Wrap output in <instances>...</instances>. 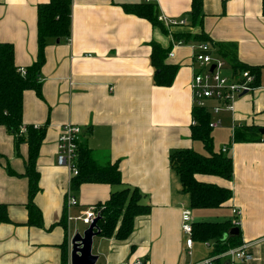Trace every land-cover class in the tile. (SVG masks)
<instances>
[{
    "label": "crops",
    "instance_id": "crops-1",
    "mask_svg": "<svg viewBox=\"0 0 264 264\" xmlns=\"http://www.w3.org/2000/svg\"><path fill=\"white\" fill-rule=\"evenodd\" d=\"M47 2L0 0V44L13 46L19 70L36 61L37 7ZM152 3L159 21L185 25L166 29L160 22L162 31L122 9L143 0H71L69 41H47L40 94H23L22 115L23 127L45 128L35 162L39 191L33 198L42 225L28 224L27 145L16 147L15 138L0 127V205L9 221L0 223V264H70L72 225H83L78 219L122 188L82 184L71 191L67 170L56 162L59 132L67 124L80 128L79 144L98 164H116L123 187L136 189L142 203L150 206L147 216L134 219L126 240L94 238L93 255L102 257L103 264H196L210 257L211 246L196 241L192 255L186 254L181 215L189 197L180 193L179 179L169 166L171 153L194 151L200 143L191 138L189 87L198 70L192 62L197 42L175 45L173 36L182 34H204L217 54V46L233 47L241 65L259 69L254 91L238 99L232 111L220 113V127L210 131L212 150L217 145L226 149L219 153L231 157L232 179L195 176L199 183L229 190L231 198L219 209L190 208V214L193 223L229 222L237 227L235 239L247 244L254 258L249 264H264V141L231 144L235 127L264 130L263 0H203L200 27L191 26V0ZM153 44L171 49L165 64L177 71L169 87L154 85ZM214 120L210 116L209 122ZM70 193L76 205L67 207Z\"/></svg>",
    "mask_w": 264,
    "mask_h": 264
},
{
    "label": "trees",
    "instance_id": "trees-1",
    "mask_svg": "<svg viewBox=\"0 0 264 264\" xmlns=\"http://www.w3.org/2000/svg\"><path fill=\"white\" fill-rule=\"evenodd\" d=\"M203 0H191L190 17L192 27L201 26L203 18ZM126 14L147 20L153 27L162 31L158 21L156 4L124 5ZM264 13V0H263ZM71 29V0H48L37 7V57L35 63L25 69L22 76L14 64V50L10 44H0V127L15 138V146L21 143L28 148L24 176L28 181V212L29 226L41 227L42 220L39 210L33 204V198L38 193V175L35 162L39 147L45 135V128L23 127V94L34 91L40 94V73L45 63V48L48 40H69ZM177 42L211 44L204 34H182L173 36ZM151 66L155 70L154 85L159 87L171 86L177 71L176 66L165 64L171 49H164L156 44L151 45ZM220 56L231 62H238L233 47L217 46ZM240 68H247L243 65ZM250 69V68H248ZM250 71L256 76L255 85L259 82V69ZM192 120L195 123L191 129L193 141L200 142L207 155H201L193 150H178L169 155V166L180 182V193L188 195L189 205L195 209H219L231 198V192L211 184L199 183L196 175H208L226 181L232 179V160L228 155L215 153L212 150V139L208 125L210 116L201 109H192ZM25 128V133L21 129ZM264 141L260 129L251 127H235L231 144L255 143ZM78 176L71 180V191H78L82 184H106L122 186L110 195L109 200L100 209L97 230L104 238L114 237L118 241L126 240L133 232V222L137 217L147 216L150 206L143 204L142 195L136 189L123 187L120 172L116 164L100 165L93 158L92 153L85 147L79 146ZM6 208L0 205V223H8ZM229 222L208 223L200 222L192 225V240L211 246L209 258L216 257L225 251L240 246L239 240L224 236L231 229ZM210 244V245H209Z\"/></svg>",
    "mask_w": 264,
    "mask_h": 264
},
{
    "label": "built area",
    "instance_id": "built-area-1",
    "mask_svg": "<svg viewBox=\"0 0 264 264\" xmlns=\"http://www.w3.org/2000/svg\"><path fill=\"white\" fill-rule=\"evenodd\" d=\"M144 4H152L153 0H143ZM159 21V19H158ZM166 29L174 27H183L184 22L160 19ZM69 41V40H68ZM174 43V42H173ZM182 44L176 42L175 45ZM194 55L192 62L197 66V72L192 76L190 82V91L192 97V106L207 112L216 120L209 122V129L220 127V121L217 117L224 111H232L234 103L241 97L248 95L257 87L255 85L256 76L248 68H240L239 62H231L212 50L209 44L196 43L192 47ZM171 51L168 56H170ZM217 54V55H216ZM213 69L211 70V68ZM22 76L26 75L25 70H20ZM194 126L195 123L192 122ZM38 128V127H34ZM25 128L21 133H25ZM80 141V128L76 125L67 124L61 127L57 140L56 162L59 167L67 170L70 179L78 176L77 157ZM226 153V149H222ZM76 205L75 198L71 195L67 197V207ZM100 210L92 208L85 215L78 219L88 228L93 220L99 217ZM234 215H238L237 210H233ZM192 218L188 210H183L181 215V230L185 236L186 254L192 255ZM234 226H238L234 222ZM207 245V244H206ZM247 244H241L239 247L229 249L224 253L206 258L196 264H215L218 260L221 264H249L254 258L249 252ZM123 264H143L141 261H126Z\"/></svg>",
    "mask_w": 264,
    "mask_h": 264
},
{
    "label": "water",
    "instance_id": "water-1",
    "mask_svg": "<svg viewBox=\"0 0 264 264\" xmlns=\"http://www.w3.org/2000/svg\"><path fill=\"white\" fill-rule=\"evenodd\" d=\"M59 43V40H56ZM213 67L211 68V70ZM260 134L264 136V130H260ZM99 218L92 221L90 226L82 233H76L69 241V262L70 264H96L98 257L93 255L92 246L93 239L99 235L97 230V222ZM238 238L239 229L237 227L230 229L224 236L226 238Z\"/></svg>",
    "mask_w": 264,
    "mask_h": 264
},
{
    "label": "rangeland",
    "instance_id": "rangeland-1",
    "mask_svg": "<svg viewBox=\"0 0 264 264\" xmlns=\"http://www.w3.org/2000/svg\"><path fill=\"white\" fill-rule=\"evenodd\" d=\"M213 118V116H212ZM215 129H212L211 131H214ZM214 151L216 153H219L222 151L223 148H218L217 145H214ZM194 151H196L197 153L201 154V155H206L207 153L204 151L203 147L201 146L200 143H196L195 144V149ZM186 210H188L189 212L191 211L190 209V206H189V203L186 204ZM100 210V209H99ZM218 213V212H216ZM85 227L81 224V223H78V224H73L72 225V230H71V237H73L76 233H82L84 231ZM93 253V251H92ZM96 264H103V258H99L97 263Z\"/></svg>",
    "mask_w": 264,
    "mask_h": 264
}]
</instances>
